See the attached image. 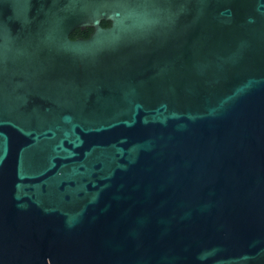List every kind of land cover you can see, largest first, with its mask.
<instances>
[{
	"label": "water",
	"instance_id": "95a60500",
	"mask_svg": "<svg viewBox=\"0 0 264 264\" xmlns=\"http://www.w3.org/2000/svg\"><path fill=\"white\" fill-rule=\"evenodd\" d=\"M0 264H264V0H0Z\"/></svg>",
	"mask_w": 264,
	"mask_h": 264
},
{
	"label": "trees",
	"instance_id": "16d2710c",
	"mask_svg": "<svg viewBox=\"0 0 264 264\" xmlns=\"http://www.w3.org/2000/svg\"><path fill=\"white\" fill-rule=\"evenodd\" d=\"M101 24L103 26H108L110 25V20H102L101 21ZM93 28L92 27H85V28H80V27H77L75 29H73L70 33V37L71 38H76V37H88L90 35V33L92 32Z\"/></svg>",
	"mask_w": 264,
	"mask_h": 264
}]
</instances>
